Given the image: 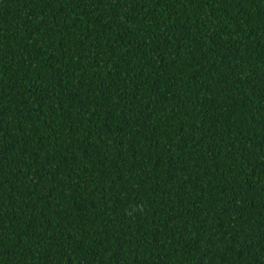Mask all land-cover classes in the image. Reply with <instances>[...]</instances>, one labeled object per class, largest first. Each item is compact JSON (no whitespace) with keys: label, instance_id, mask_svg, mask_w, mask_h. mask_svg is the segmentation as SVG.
<instances>
[{"label":"trees","instance_id":"trees-1","mask_svg":"<svg viewBox=\"0 0 264 264\" xmlns=\"http://www.w3.org/2000/svg\"><path fill=\"white\" fill-rule=\"evenodd\" d=\"M0 264H264V0H0Z\"/></svg>","mask_w":264,"mask_h":264}]
</instances>
